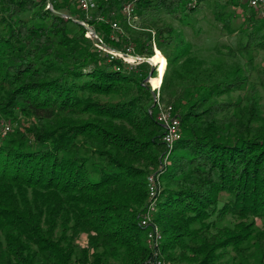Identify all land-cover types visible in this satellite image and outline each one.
<instances>
[{"label": "trees", "instance_id": "16d2710c", "mask_svg": "<svg viewBox=\"0 0 264 264\" xmlns=\"http://www.w3.org/2000/svg\"><path fill=\"white\" fill-rule=\"evenodd\" d=\"M138 1L155 16V39L144 34L135 50L153 56L155 44L172 76L162 90L180 136L170 145L161 95L144 83L151 67L98 53L84 26L47 9L76 2L0 0V124L14 126L0 137V264H264V65L201 76L204 60L159 20L190 17L207 0ZM128 2L102 5L87 22L122 51L130 45L111 38V22ZM248 5L215 10L246 54L264 51V15L251 8L235 29L236 13L225 11ZM173 79L191 82L178 92ZM153 175V219L165 226L150 246L139 221Z\"/></svg>", "mask_w": 264, "mask_h": 264}, {"label": "rangeland", "instance_id": "374dc122", "mask_svg": "<svg viewBox=\"0 0 264 264\" xmlns=\"http://www.w3.org/2000/svg\"><path fill=\"white\" fill-rule=\"evenodd\" d=\"M52 1H54L56 4L63 5V2H62L63 0H52ZM224 1L225 0H207L203 3V6L200 7L201 10L197 11L196 13L190 14V17H188V16L182 17L181 15L170 16V15L162 14L163 16L159 20V21H162L161 22L162 24L173 26L174 29H176V31L178 33L179 32L183 33L184 41L191 45V51H192L193 55H195L199 59L204 60V66L202 68V71L200 72V75L201 76H203V74L205 76L209 75L210 78H214V79H224L230 70L236 68V66L244 67L248 61H252V64H253V66H255L254 67L255 69L260 68V65H264V51H251L249 54L242 53V52L238 51V36H237V34L228 35L226 31L221 30L220 23H218L215 19V10H216V7L221 6ZM241 1H242V3H244L243 1H245V3L249 4L248 0H241ZM136 2H139V1L136 0ZM75 4L72 5V9L71 8L62 9V11H59V13H62L63 15H65V16H63L61 14V16L66 18V19H72L74 22L76 20V21H80L81 23L88 25V27H90L97 34L98 37L102 38L100 36V34H98V32L96 31V28L92 27L91 25H89L87 23L89 20L88 19L86 20V18L84 16L85 14L84 15L82 14L84 16L85 20L77 18L78 16H80V14H79L78 9L75 8V7H77L76 6L77 4L76 5ZM248 6H249V8L246 11H243L241 9V7L240 8L239 7L238 8H229L225 11L226 13H231V12L236 13L234 21H233V27L235 29H238L241 26V24L243 23L244 14L249 13V10L251 9V7H250V4ZM47 9L48 10L50 9L53 12L56 11V10H54V7L51 3L47 6ZM56 12H58V11H56ZM92 17H93L92 19H94L96 16L92 15ZM98 17H100V16H98ZM154 18H155L154 15H149L148 17L144 16L143 12H140V9H138L136 6L135 16L127 17V16L123 15L118 20H114L113 22H117L120 25V27L123 29L124 34H125V35L123 34V36H125L124 37L125 44H129L134 49V52L131 55L134 57L138 56V58H137L138 63H127L126 62V64L131 68H137L141 64L142 65H149L151 67L150 73H149L148 77L146 78V80L144 81V83L147 84L153 92H156L158 101H159V96L161 95V100L159 102L160 104L158 105L159 106V115H160V114H162V112H164L166 110V107H170V105H173L170 102L171 98L168 97L169 94L166 92V90L165 91L162 90V86H163V83H164L166 76H167V80H169L172 77L171 72L169 70H167L168 60H167L166 54L163 53L162 51H160L155 46V44H154V55L153 56L138 54L136 52L135 46H134V44H135L134 41H136V40L140 41L141 38L146 33H151L153 36V39H155V37H154L155 28L151 27L153 21L155 20ZM159 21L157 20V22H159ZM88 34L92 36V37H90V39L94 40L93 44H94L96 51L98 53H101L99 51V48L97 47V44L99 46H102V45H100L98 43L97 36L92 35L91 32L89 30H87V36H86L87 38H89ZM113 34L116 37H119V35L117 36L115 34V32L112 30L111 36ZM103 42H104V40H103ZM140 43H141V41H140ZM106 46L108 48L110 47V49L112 48V49L118 50L117 48L109 46L108 44H106ZM158 52L160 53V57L162 59L161 60L157 59V61H155L156 65H154L151 62V59ZM164 57L167 61V67H166L165 71H164V67H165ZM162 63H163V66H162ZM129 64H131L132 66ZM153 69H154V72L152 73ZM159 76L161 78L160 79L161 81L159 83L160 85L158 88H155L151 83V79L154 78V80L156 81L157 78H159ZM253 78H255V76ZM173 82L175 85L174 90L181 92L184 90V86L189 85V82H191V80L190 81H188V80L180 81L178 79H173ZM245 91H240V92H237V93L230 95V99L235 100L239 96H241L240 98L245 97ZM259 95L262 98V104H264V100H263L264 90L261 89L259 91ZM171 107L173 108L174 114H176L174 107L173 106H171ZM238 114H240V112H238ZM3 122L4 123L0 124V137L4 138V137L8 136V134L13 133L14 126L10 125L9 123H7L5 121H3ZM145 164H146V162H144V161H141L138 163V165L140 167H144ZM153 180H158V177L154 178V175H153ZM150 202H151L150 190H149V185H148L147 186L146 202H145V204H147V207L143 208V212L141 213L142 218H143V215L145 213H147V209H148ZM154 215H156V214H153L152 216L149 217L148 223L149 222L150 223L147 227L144 226V224L142 222V218H141L139 221L140 226L144 227V228L146 227L145 228L146 233H147V230L149 232V229L155 228L162 235L161 240H163L164 239V235H163L164 227H163V225L165 226V223H163V225H161L160 223H155L154 222V219H155ZM226 224H228V223H226ZM259 225L262 228H264V219L259 222ZM146 242L150 246L154 245L148 241V237H146ZM110 264H121V263L112 261V262H110ZM249 264H258V260H257V262H253L251 260V262Z\"/></svg>", "mask_w": 264, "mask_h": 264}, {"label": "built area", "instance_id": "2783aa9c", "mask_svg": "<svg viewBox=\"0 0 264 264\" xmlns=\"http://www.w3.org/2000/svg\"><path fill=\"white\" fill-rule=\"evenodd\" d=\"M76 2L77 7L85 14L86 20H91L94 15V12H97V10L105 4L111 3L114 0H71ZM250 7L253 9L258 10L262 15H264V0H248ZM123 15L127 17L135 16L136 14V0H129L128 3H126L122 8ZM114 15V13H113ZM98 21L103 20V16L96 18ZM111 28L115 32V34L119 37H116L114 34L111 36V38L115 41H120V39L123 37L124 31L120 27V25L117 22H111ZM125 35V34H124ZM89 37H92L88 34ZM98 38V43L102 46H99L97 44V47L99 48V51L101 54H104L105 56H109L110 59H121L125 63H138L137 58L138 56H132L131 54L134 52V49L131 46H126L125 52L122 50H115L110 49L106 46V44L103 42V39L100 37ZM106 46V47H105ZM131 65V64H129ZM132 66V65H131ZM159 122L163 123L166 127V134L164 136V141L167 143V145L172 144L176 139L179 138V125L180 120L177 117L176 114H174L173 108L166 107V110L162 112V114L158 117ZM155 178V177H154ZM149 190H150V199L151 202L148 206L147 213L143 215L142 222L144 226H148L149 223V217L152 216L157 211V205H156V197H157V186H156V180H153V176L149 178ZM151 221V220H150ZM148 241L152 244H158L162 240V235L157 231L155 228L149 229L148 232Z\"/></svg>", "mask_w": 264, "mask_h": 264}, {"label": "water", "instance_id": "95a60500", "mask_svg": "<svg viewBox=\"0 0 264 264\" xmlns=\"http://www.w3.org/2000/svg\"><path fill=\"white\" fill-rule=\"evenodd\" d=\"M56 12V11H55ZM56 13H59V12H56ZM63 15V14H62ZM63 16H65V15H63ZM75 22H77V23H79V24H81V25H83L87 30H89L90 32H91V34L92 35H94V36H97V34L90 28V27H88V25H86V24H84V23H81L80 21H76L75 20ZM98 37V36H97ZM150 60V59H149ZM154 72V69H153V71H152V73Z\"/></svg>", "mask_w": 264, "mask_h": 264}, {"label": "bare ground", "instance_id": "6f19581e", "mask_svg": "<svg viewBox=\"0 0 264 264\" xmlns=\"http://www.w3.org/2000/svg\"><path fill=\"white\" fill-rule=\"evenodd\" d=\"M244 3H245V1H243ZM157 59H162L161 57H160V53L158 52V53H156L155 54V56L151 59V62L154 64V65H156L155 64V61H157ZM162 66H163V63H162ZM161 78H160V76H159V83H160V80ZM160 85V84H159ZM159 87V86H158Z\"/></svg>", "mask_w": 264, "mask_h": 264}]
</instances>
